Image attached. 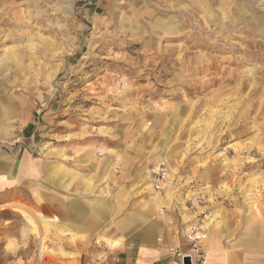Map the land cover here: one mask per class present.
Segmentation results:
<instances>
[{"label": "rangeland", "instance_id": "1", "mask_svg": "<svg viewBox=\"0 0 264 264\" xmlns=\"http://www.w3.org/2000/svg\"><path fill=\"white\" fill-rule=\"evenodd\" d=\"M35 72L39 88H21ZM0 104L17 108L0 115V147L33 117L49 192L80 178L86 211L264 212V0H0ZM28 207L30 221L0 207V264H44L40 241L73 243Z\"/></svg>", "mask_w": 264, "mask_h": 264}, {"label": "crops", "instance_id": "2", "mask_svg": "<svg viewBox=\"0 0 264 264\" xmlns=\"http://www.w3.org/2000/svg\"><path fill=\"white\" fill-rule=\"evenodd\" d=\"M17 71L13 68L14 76ZM32 76L30 82L26 78L22 81L21 88H39L42 82L36 79V72ZM16 109L11 104H0V115H13ZM35 125L33 117L23 120L8 136H20V141L0 147V207L20 210L12 204L23 202L40 207L45 217L57 218L59 227L73 232V243L66 237L53 248L46 245L57 256L45 253L43 256L51 257L44 264H179L169 255V248H186L182 231L200 216L198 209L186 205V212L172 208L164 218L157 212L148 216L137 211L120 218L113 216V201H106L105 209L98 211L97 200L90 199V210L86 211L81 179H73L72 184L69 174L59 179L57 196H52L50 164H39L29 153ZM41 174L43 178L39 180ZM84 184L90 187L92 177ZM99 218L104 221L99 222ZM204 248L202 264H264V212L234 211L216 218L209 223Z\"/></svg>", "mask_w": 264, "mask_h": 264}, {"label": "built area", "instance_id": "3", "mask_svg": "<svg viewBox=\"0 0 264 264\" xmlns=\"http://www.w3.org/2000/svg\"><path fill=\"white\" fill-rule=\"evenodd\" d=\"M164 161L159 160L151 168V177L154 180V188L160 189V183L165 178ZM211 215L201 214L194 222L187 225L182 231V237L186 242V248H169V255L179 264L189 259V264H202L205 259L204 241L211 222Z\"/></svg>", "mask_w": 264, "mask_h": 264}, {"label": "bare ground", "instance_id": "4", "mask_svg": "<svg viewBox=\"0 0 264 264\" xmlns=\"http://www.w3.org/2000/svg\"><path fill=\"white\" fill-rule=\"evenodd\" d=\"M8 205H9V204H8ZM12 205L19 207L20 210H21V212H22L23 215H24V218H25L27 221H30V219L32 218V215H33V212L31 211L30 208H27V207H26L24 204H22V203H17L16 205H15V204H12ZM35 214H36L37 219L40 221L41 225H42V226H47L46 221H45V219L43 218V216H41V215L38 214V213H35ZM45 253H53V254H55V252H54L53 250L48 249L47 246H46L45 244H43L42 241H40V246H39L38 254H37V255H38V260H39L40 258H42L43 255H44ZM38 262H39V261H38Z\"/></svg>", "mask_w": 264, "mask_h": 264}, {"label": "water", "instance_id": "5", "mask_svg": "<svg viewBox=\"0 0 264 264\" xmlns=\"http://www.w3.org/2000/svg\"><path fill=\"white\" fill-rule=\"evenodd\" d=\"M184 264H189V259L186 258V259L184 260Z\"/></svg>", "mask_w": 264, "mask_h": 264}]
</instances>
